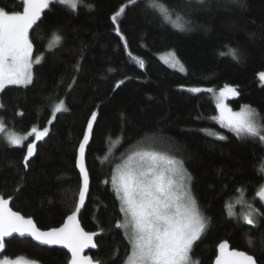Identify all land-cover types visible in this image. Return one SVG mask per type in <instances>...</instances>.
Instances as JSON below:
<instances>
[{
	"label": "trees",
	"instance_id": "1",
	"mask_svg": "<svg viewBox=\"0 0 264 264\" xmlns=\"http://www.w3.org/2000/svg\"><path fill=\"white\" fill-rule=\"evenodd\" d=\"M241 2L243 7L232 0H157L168 8V21L152 0H83L76 12L52 3L29 31L33 57L42 59L33 67V83L0 92L5 130L25 134L48 126L49 135L36 143L27 168L26 147L9 146L0 137V197L39 229L60 227L75 211L81 187L77 150L96 112L85 149L90 188L80 215L81 227L98 233L97 251L88 254L94 264H124L130 252L123 230L116 228L122 214L111 179L122 156L146 147L182 160L192 176V193L208 220L190 253L195 264H212L222 242L264 264V216L254 211L264 213L258 196L264 144L258 137H237L213 119L216 106L203 91L234 87L238 95L227 100L229 107L239 111L249 105L258 122L264 121V84L258 78L264 72V0ZM0 5L23 10L22 0H0ZM122 6L118 26L124 40L111 20ZM177 16L183 30L172 23ZM170 53L184 71L161 59ZM62 100L68 110L56 113L49 124ZM237 197L252 205L259 229L240 221L236 207L231 210ZM2 257L69 262L64 251L20 239L9 240Z\"/></svg>",
	"mask_w": 264,
	"mask_h": 264
},
{
	"label": "snow or ice",
	"instance_id": "2",
	"mask_svg": "<svg viewBox=\"0 0 264 264\" xmlns=\"http://www.w3.org/2000/svg\"><path fill=\"white\" fill-rule=\"evenodd\" d=\"M203 2L204 0H196L198 4ZM52 3H59L76 12L83 0H22V11L8 10L0 5V91H3L7 85L27 87L33 83V42L29 30L37 24L42 12ZM128 3L135 4L136 0H128ZM232 3L244 6L241 0H232ZM88 7L92 6L88 5ZM152 7L157 8L166 21L171 19L165 5L152 0ZM124 12L125 7L122 6L111 17L113 24L117 25L115 31L121 40H124V37L118 26V18ZM178 20L180 16H177L172 23L183 30L182 25L177 23ZM230 51L233 58H237V51L234 49ZM171 56L174 61L173 66L179 65V70L184 71L183 65L175 58L174 53ZM35 63L40 64L41 57H36ZM141 66H143L142 62ZM74 68L79 71L78 64L74 65ZM258 78L264 83V72L258 73ZM75 83L76 77L73 76V84ZM187 90L192 93L202 91L200 88ZM203 91L211 92L213 89ZM228 95H238L236 88L226 85L221 90L220 96L225 98ZM0 107L3 105L0 104ZM216 107L219 116L213 119L218 120L222 126L228 127L237 137H258L264 142V121H257V112L251 106L243 105L240 111L234 112L221 101ZM67 110L62 100L55 106L53 116L55 113ZM96 120L97 113L92 112L83 132V139L79 143L76 166L79 168L83 183L79 189V201L75 211L67 216L62 226L42 231L31 217L26 218L19 212L13 211L9 207V200L0 197V250L6 247L5 238L12 237L16 233L20 237L29 236L41 245L63 246L71 254L68 264H94V261L89 256L83 255V252L85 249L97 247L94 237L98 233L85 231L77 220V213L85 202L89 188L84 157ZM48 123L52 124V120ZM0 131H4L3 123H0ZM49 131L48 127H44L43 130L33 127L26 136L13 134L9 137L11 145L22 146L29 136H35V140L27 144V153L23 158L25 168L36 152V141L43 140L49 135ZM217 138L226 139L223 135H218ZM191 181L192 176L182 160L155 151H135L123 164L117 165L111 182L123 216V221H118L116 228L124 231L131 248L126 264H192L190 253L195 242L206 231L208 220L201 212L192 193ZM258 196L264 200V187L258 192ZM254 211L264 216V213ZM243 219L251 228L259 229L260 224L253 218L251 212ZM248 246L254 247V237L251 235L248 237ZM218 252L215 264H257L254 255L246 251L230 249L227 242L219 244ZM0 264H31V262L5 259L0 261Z\"/></svg>",
	"mask_w": 264,
	"mask_h": 264
},
{
	"label": "rangeland",
	"instance_id": "3",
	"mask_svg": "<svg viewBox=\"0 0 264 264\" xmlns=\"http://www.w3.org/2000/svg\"><path fill=\"white\" fill-rule=\"evenodd\" d=\"M30 31V30H29ZM161 59L165 62V63H167V64H169L170 66H173V64H174V61L172 60V56H171V53L170 54H165V55H163V56H161ZM33 61H34V63H33V67L34 66H36V65H38V64H36L35 63V58L33 57ZM41 61H42V59H41ZM173 67H175L176 69H179V65H176V66H173ZM260 81V80H259ZM261 84H264V83H262L261 82ZM6 87H22L23 88V86H18V85H7ZM5 87V88H6ZM222 90V89H221ZM221 90H215V91H211V92H209L210 94H211V99H212V102H213V104L216 106L217 105V103L218 102H223L224 104H226L228 107H229V104L227 103V100L228 99H230V98H233V97H236V95L235 96H232V95H228L227 97H225V98H222L221 96H220V92H221ZM1 92V91H0ZM1 94V93H0ZM1 108V107H0ZM230 108V107H229ZM216 110H217V107H216ZM238 111V110H237ZM240 111V110H239ZM234 112H236V111H234ZM55 115H56V113H55ZM217 115L219 116V112H218V110H217ZM54 118V116L52 115V117L50 118V120H52ZM258 121V120H257ZM0 123H2V121H1V119H0ZM36 127V126H35ZM46 127H48V126H46ZM226 130H228V131H230L229 130V128L228 127H225V126H223ZM37 128V127H36ZM38 129V128H37ZM38 130H40V129H38ZM30 132V130L28 131V132H26L25 134H16V133H13V132H11V131H9V130H5V127H4V131H0V137L2 138V140H3V142H5L7 145H9V146H12V147H15L14 145H11L10 143H9V137L11 136V135H13V134H15V135H21V136H26L28 133ZM230 132H232L234 135H236L233 131H230ZM237 136V135H236ZM245 137H248V136H245ZM35 140V136L34 135H32V136H29L28 137V139L26 140V141H24L23 142V145L22 146H25L26 147V153H27V144L28 143H31V142H33ZM38 141H36V143H37ZM150 144V143H149ZM263 144H264V142H263ZM151 145V144H150ZM22 146H16V147H22ZM139 150H148V151H155V152H159V153H162V152H160V151H157V150H153V149H150V148H134L133 150H132V152H129L128 154H126L125 156H122V158H121V160L119 161V163H118V165H120V164H123L124 163V161L125 160H127V157L129 156V155H131L133 152H135V151H139ZM162 154H165V155H167L166 153H162ZM26 155V154H25ZM169 156V155H168ZM116 169V168H115ZM114 169V170H115ZM114 172V171H113ZM263 176H264V162H263ZM262 187H264V184L262 185ZM261 187V188H262ZM261 190V189H260ZM259 190V191H260ZM264 204V203H263ZM249 205H251V204H249ZM249 205L248 204H246L244 201H243V199L242 198H233L232 199V203H231V205H230V208H231V210H233L232 208H234V207H236V211L235 210H233L234 212H235V214H236V216H237V218L240 220V221H244V219H243V217L246 215V214H249L250 212L252 213V216H253V218L255 219V213L253 214V209H252V207L250 208L249 207ZM252 206V205H251ZM233 214V213H232ZM123 221V216H122V220H121V222ZM124 232V231H123ZM125 235V234H124ZM130 251H131V249H130ZM130 253V252H129ZM191 256V259H192V264H195V262H194V260H193V258H192V255H190ZM127 258V257H126ZM5 259H8V260H13V261H15V260H17V259H20V260H22V261H26V262H31V264H39L38 262H36V261H34V260H27V259H25V258H22V257H20V258H15V259H9V258H7V257H2L1 259H0V261H3V260H5ZM124 264H126V261H125V263Z\"/></svg>",
	"mask_w": 264,
	"mask_h": 264
},
{
	"label": "water",
	"instance_id": "4",
	"mask_svg": "<svg viewBox=\"0 0 264 264\" xmlns=\"http://www.w3.org/2000/svg\"><path fill=\"white\" fill-rule=\"evenodd\" d=\"M90 138H91V136H90ZM90 138H89V141H90ZM90 143V142H89ZM89 143L86 145V147L87 146H89ZM79 149V148H78ZM86 149V148H85ZM78 155H79V151L77 150V157H78ZM77 159V158H76ZM76 164V163H75ZM84 166H85V168H86V170H87V167H86V164H85V157H84ZM76 168H77V172H78V175H80V171H79V168L76 166ZM81 176V175H80ZM88 177H89V174H88ZM82 183H83V181H82V177H81V186H82ZM89 188H90V185H89ZM89 188H88V192H89ZM88 192L86 193V197H85V202H84V204H83V206L81 207V209H80V211L77 213V220L79 221V224H80V215L82 214V212H83V210H84V208L86 207L85 205H86V202H87V199H88ZM78 201H79V193H78V199H77V203H78ZM76 203V204H77ZM9 207L11 208V205H10V202H9ZM14 211V210H13ZM67 218V217H66ZM66 220V219H65ZM64 220V221H65ZM64 223V222H63ZM63 223L61 224V226L63 225ZM81 226V225H80ZM84 229V228H83ZM41 230V229H40ZM42 231H47V230H42ZM6 239V243L7 242H9V240H11V239H17V240H27V241H31L35 246H37L38 248H44V249H47V250H52V249H56V250H60V251H64V252H66L67 253V255H68V257H69V260H70V257H71V254L68 252V250L66 249V248H64L63 246H61V245H41V244H39V242H37V241H34L31 237H29V236H25V237H20L18 234H16V233H14L13 234V236L12 237H6L5 238ZM96 240H97V236H95L94 237V242L96 243ZM229 245V244H228ZM229 248H230V246H229ZM231 249V248H230ZM97 251V249L96 248H88V249H85L84 250V252H83V255H85V256H88V254H94V252H96ZM3 254V250H0V255H2ZM216 254L218 255L219 254V252H218V247H217V250H216ZM217 255H216V257H217ZM216 259V258H215ZM215 259H214V261L212 262V264H215Z\"/></svg>",
	"mask_w": 264,
	"mask_h": 264
}]
</instances>
